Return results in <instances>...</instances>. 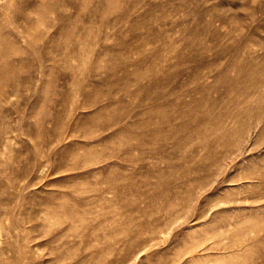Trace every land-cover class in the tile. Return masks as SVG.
I'll use <instances>...</instances> for the list:
<instances>
[{
    "label": "rangeland",
    "instance_id": "obj_1",
    "mask_svg": "<svg viewBox=\"0 0 264 264\" xmlns=\"http://www.w3.org/2000/svg\"><path fill=\"white\" fill-rule=\"evenodd\" d=\"M0 264H264V0H0Z\"/></svg>",
    "mask_w": 264,
    "mask_h": 264
}]
</instances>
